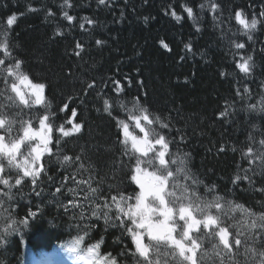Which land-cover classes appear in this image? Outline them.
<instances>
[{"label":"trees","instance_id":"obj_1","mask_svg":"<svg viewBox=\"0 0 264 264\" xmlns=\"http://www.w3.org/2000/svg\"><path fill=\"white\" fill-rule=\"evenodd\" d=\"M70 2L73 6L66 10L77 18L72 27L61 18L63 0H0V29L9 31L25 68L50 85L45 95L52 110L62 106V101L68 102L71 96L70 108L77 109L78 121L85 124L81 134L64 138L60 145L53 143V155L44 161L47 175L42 174L37 186V190L44 189L42 197L37 198L32 193L30 180L20 187L14 218L23 219L28 208L35 211L36 205H40L41 212L36 219L29 220L28 228L6 237L0 246V264H39L46 255L42 252L50 247H57L59 251L61 245L73 240L76 231L70 217L79 209L65 214L50 195L65 175L73 173L77 179L91 176L92 187L99 186L102 195L109 197L118 192L129 195L139 191L129 180L126 167L129 161L122 156L123 149L118 142L122 133L115 127L113 119L125 118L119 101L127 103L138 93L150 112L170 120L171 131H161L169 139L175 138L170 146L172 152L191 154L188 167L203 181L199 194L211 199L206 196L204 185H215V194L231 201L222 210L226 224L236 226L230 231L239 228L246 232L247 210L264 211V193L256 191L264 186L260 183L264 176L256 177L255 185L244 181L237 186L232 180L237 174L243 175L242 170L248 167L241 149L246 152L249 134L257 141L264 138L261 135L264 133V52L260 51L264 47V26L258 25L251 33L253 41H247V36L242 35V27L234 18L229 21L227 17L239 7L246 9L250 19L252 12L258 14L264 9V0H224L222 25L213 20L210 12H201L199 5L204 0H109L110 6L98 5V0ZM183 6L194 8V13L199 15L197 23L187 17ZM29 7L36 11H30ZM47 8L56 13L55 21L46 16ZM172 9L180 20L171 16ZM9 15L17 16L12 26L6 23ZM84 17L96 21L93 26L85 24L86 31L79 28V23L85 22ZM145 17H148L147 21ZM58 25L63 36L55 35ZM233 32L238 36L232 37ZM229 37L246 43V49L239 50V54L253 56L255 68L250 74L236 68L238 50L230 45ZM97 39L103 40L104 44L97 46ZM161 40L168 44L170 51L162 47ZM77 41L84 46L80 57L73 55ZM186 44H191L192 51L185 48ZM69 70L72 75L65 78ZM126 77L133 81L131 86H127ZM110 78L121 80L126 86L125 94L116 97L111 90ZM93 80L96 88L84 95L82 87L86 88V83ZM140 80L144 81L143 88H139ZM245 87L249 89L246 94L243 93ZM237 89L241 90L243 98L236 95ZM103 99H109L113 104L112 116L103 111ZM250 104L256 105L257 110L249 111ZM128 107H131L130 103ZM226 107L229 115L218 118ZM58 115L65 116L64 113ZM67 115L70 116V110ZM33 124H36L35 120ZM181 135L187 143L179 141ZM64 155L73 157V161L80 156L81 161L62 162ZM81 162L84 169L79 168ZM48 176L52 177L51 181ZM176 179L181 187L190 184L182 174ZM69 187L75 186L70 183ZM180 191L178 188L177 195ZM73 198L67 191L64 195L57 194L59 202L66 203L67 199ZM109 215L115 219V208ZM90 237L86 238V245L95 244L103 237L101 255L111 252L120 264H136L129 251L134 250V245L122 229L105 228L101 219ZM206 247L209 258L205 264H219L210 244ZM237 259L244 264L243 256L238 255Z\"/></svg>","mask_w":264,"mask_h":264},{"label":"snow or ice","instance_id":"obj_2","mask_svg":"<svg viewBox=\"0 0 264 264\" xmlns=\"http://www.w3.org/2000/svg\"><path fill=\"white\" fill-rule=\"evenodd\" d=\"M98 5L110 6L109 0H98ZM72 6L70 0H63L61 5V18L62 21H67L68 27H72L73 21L77 19L66 10ZM183 7L187 17L191 18L194 24L197 23L199 15L194 13V8ZM199 8L202 13L210 12L214 21L223 24L221 18L225 11L224 0H204ZM29 10L36 11L32 7H29ZM45 12L48 18L56 20V13L51 8L45 9ZM171 16L176 20L181 19L175 9L171 10ZM233 18L242 27V35L247 36V41H253L251 33L257 30L258 25L264 26V9L258 14L252 12L249 19L246 9L237 7L227 17L229 21ZM147 19L148 17H145L146 21ZM16 20V15H9L7 26H12ZM83 20L85 22L79 23L82 31H86L85 24L93 26L96 23L87 17ZM196 30H200L198 26ZM55 35H64L59 25L55 28ZM237 36L238 33H232V37ZM0 37H2L0 39V225H3L0 228V246H2L7 236L28 228L29 220L36 219L41 212L40 205H36L35 211L31 207L28 208L23 219L14 218L20 186L30 180L32 193L37 198L42 197L44 189L41 187L37 190L42 174L47 175L42 161L46 155L53 154L54 139L55 144L60 145L64 138L81 134L85 124L78 121L77 109L70 108L71 96L68 97V102L62 101V106L58 105L57 110H52L51 102L47 101L45 95L50 85L25 68V62L7 29H0ZM232 37H229L230 45L238 50L236 54L239 55L235 66L240 72L250 74L255 68L253 56L239 54V50L246 49V43L237 42V39ZM160 43L163 48L171 50L163 40ZM95 44L101 46L104 41L97 39ZM185 48L192 51L191 44H186ZM83 51V44L77 41L73 55L80 57ZM260 51L264 52V47ZM71 75L69 70L65 78ZM125 79L127 86H131L133 81L127 77ZM109 82L116 97L125 94L126 86L121 80L110 78ZM138 85L139 88H143L144 81H138ZM95 88V80L86 83V88L82 87L83 94L88 95V90ZM248 92L249 89L245 87L243 93ZM236 95L243 98L240 89H237ZM144 96H147V92ZM129 103L131 107H128ZM119 108L125 113V118L113 117L116 121L115 127L122 133V138L118 136V142L123 149L122 156L127 157L129 161L126 165L129 180L139 191H133L129 195L118 192L109 197L102 195L99 186L92 187L93 177L77 179L76 174L65 175L50 195L53 201H57V207L62 208L65 214L79 209L78 213L70 217L76 235L71 242L61 245L59 251L51 254L49 264H57L56 258L60 251L67 253L73 259V264H120L111 252L101 255L100 245L104 242L103 237L95 244L85 243L86 238L91 239L90 232L97 227V222L101 219L104 220L105 228L118 227L130 237L134 250L129 251L135 257L136 264H205V260L209 258L206 244H210L211 251L219 258V264H240L238 255L245 258L244 264H264V211L256 213L247 210L248 220L245 221L247 231H240L239 228L230 231V228L236 226L226 224L222 218V210L225 204H231V201H226L224 197L215 194V185H204L205 194L211 196V199L199 194L198 189L203 181L192 174L188 167L191 154L173 153L170 146L175 138L169 139L161 131H171L170 120L150 112L149 108L143 105L139 93L127 103L120 100ZM69 110L70 116L67 115ZM113 110V104L109 103V99H103V111L112 116ZM248 110H257L256 105H248ZM58 113H64L65 116L62 117ZM226 115H229L227 107L219 113L218 118ZM34 120L38 122V127L33 126ZM58 120L63 122L57 123ZM261 135L264 136V133ZM179 141L187 143L183 135L179 137ZM248 141L246 152L241 149L242 157L247 160L248 167L242 170L243 175L237 174L232 180L237 186L244 181L255 185L256 177L264 176V138L257 141L252 134H249ZM219 150L224 151L223 146ZM79 161H81L80 156H76L75 161L68 155L62 158V162ZM79 168L84 169L82 162ZM178 174H182L183 179L186 182L190 181V184L186 183L181 187L176 179ZM48 180L51 181L52 177L48 176ZM70 183L75 187H69ZM260 183L264 185V180ZM178 188H181L180 195H177ZM65 191L73 194L74 198L67 199L66 203L59 202L57 194L64 195ZM256 191L264 193V186L257 188ZM113 208H115L114 220L109 215Z\"/></svg>","mask_w":264,"mask_h":264},{"label":"bare ground","instance_id":"obj_3","mask_svg":"<svg viewBox=\"0 0 264 264\" xmlns=\"http://www.w3.org/2000/svg\"><path fill=\"white\" fill-rule=\"evenodd\" d=\"M30 183H31V182H30ZM30 183H29V184H30ZM29 184H27L26 187H28ZM20 187H21V186H20Z\"/></svg>","mask_w":264,"mask_h":264}]
</instances>
